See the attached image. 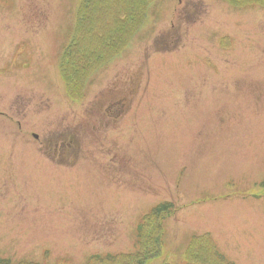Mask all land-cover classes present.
<instances>
[{
	"label": "rangeland",
	"instance_id": "obj_1",
	"mask_svg": "<svg viewBox=\"0 0 264 264\" xmlns=\"http://www.w3.org/2000/svg\"><path fill=\"white\" fill-rule=\"evenodd\" d=\"M233 1L0 0V261L126 253L170 201L145 264H217L203 233L264 264V0Z\"/></svg>",
	"mask_w": 264,
	"mask_h": 264
},
{
	"label": "trees",
	"instance_id": "obj_2",
	"mask_svg": "<svg viewBox=\"0 0 264 264\" xmlns=\"http://www.w3.org/2000/svg\"><path fill=\"white\" fill-rule=\"evenodd\" d=\"M233 3L241 4L243 2L242 0L241 1L238 0V1H233ZM129 4L126 6H129ZM95 11H96L95 16H97L98 8H95ZM129 12L130 11H128V13ZM107 18L108 16L105 18V20ZM63 57H65V53ZM83 62H86V61H83ZM89 64L90 63H88V65ZM84 66L85 64L81 65L80 67L79 66L71 67V70L69 72H73L74 78L69 80V82L71 81L74 84V83H78L81 81L79 84L81 85V83L83 82L81 80V77L83 74ZM172 211H173L172 203L168 201H164V202H161L160 204H157V206L153 207L151 211L146 215L145 221L141 222V224L139 225V228H137V231H136L137 243H135V247H137L136 249H134L131 252L117 253L114 255L113 254H106V255L94 254L89 257V259L87 260L88 261L87 264H109V263H114V262L115 263L117 262V264H145V261L147 259V257H145L147 251H150V252L153 251L154 252L153 256H155V253H158L160 251L159 247H161L160 244L162 240V235L164 233L162 221L167 216H169ZM148 217L150 220L148 219ZM197 238L199 239L196 240V242L197 243L200 242L198 245L201 246V248H199L198 246L200 251L204 255L212 258L214 262H216V259L218 258L217 251H216L215 245L211 242V239L208 237V235L203 234ZM138 248L140 250L136 251ZM143 250L145 251V254L142 253Z\"/></svg>",
	"mask_w": 264,
	"mask_h": 264
},
{
	"label": "flooded vegetation",
	"instance_id": "obj_3",
	"mask_svg": "<svg viewBox=\"0 0 264 264\" xmlns=\"http://www.w3.org/2000/svg\"><path fill=\"white\" fill-rule=\"evenodd\" d=\"M111 104H109L106 109H105V112L108 113V115L111 117L112 116V112H110V109H111ZM70 142V143H68ZM55 143V142H54ZM73 143V138L72 136L70 135L68 137V139H58L54 145V150H56V152L60 151V150H63V149H68L71 147ZM70 146V147H69ZM111 160V159H110ZM113 162V160H111Z\"/></svg>",
	"mask_w": 264,
	"mask_h": 264
},
{
	"label": "bare ground",
	"instance_id": "obj_4",
	"mask_svg": "<svg viewBox=\"0 0 264 264\" xmlns=\"http://www.w3.org/2000/svg\"><path fill=\"white\" fill-rule=\"evenodd\" d=\"M70 40V39H69ZM86 123V122H85ZM7 263V259H2L1 261H0V264H6Z\"/></svg>",
	"mask_w": 264,
	"mask_h": 264
}]
</instances>
